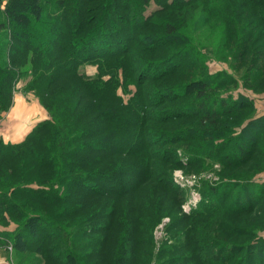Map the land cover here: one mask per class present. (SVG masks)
<instances>
[{
	"label": "trees",
	"instance_id": "trees-1",
	"mask_svg": "<svg viewBox=\"0 0 264 264\" xmlns=\"http://www.w3.org/2000/svg\"><path fill=\"white\" fill-rule=\"evenodd\" d=\"M2 1L0 112L11 107L16 81L31 70L26 88L39 96L50 115L19 142H6L0 137V218L9 216L17 225L12 232H4L7 242L28 253H41L47 260L59 258V264H89V258L101 252L111 236L98 237L95 232L107 234L119 224L122 240L118 263L140 259L149 264L152 230L161 217L149 205L150 213L143 211V216L131 220L120 218L119 199L142 197L144 185L152 180L158 190L160 184L170 190L175 205L180 206L185 200L184 190L172 182L166 169L157 171L153 161L157 157L152 147L161 143L155 138L167 132L150 126L149 120L163 125L169 121L167 116L175 115L169 118L181 125L200 116L195 128L179 126L162 138L163 142L194 143L186 151L187 159L174 151L177 158L172 157L171 163L191 166L220 162L221 170L235 168L240 172L226 179L221 176L217 185H206L201 204L190 214H174L167 230L175 243L160 251L177 253L160 263L264 264V238L258 236L264 230V182L257 179L264 171V113H257L255 97L240 90L221 91L229 77L216 82L210 77L179 85L146 86L147 79L159 82L178 76L183 66H200L201 62L187 59L186 52L170 48L181 42L175 23L156 19L150 28L154 22L151 17L198 0H7L4 9ZM151 1L156 8L147 13ZM244 3L251 6V17L244 26H238L233 52L238 57L236 66L245 65L244 84L262 92L264 0ZM135 51L138 54L133 55ZM85 62L95 63L97 73L83 71ZM154 67L157 70L150 71ZM120 71L124 73L122 78ZM131 73L136 75L137 88L125 100L119 88L126 90L123 85ZM150 73L153 75L147 77ZM69 77L78 80L79 89L84 90L83 100L89 99L81 110L78 99L55 100L52 96L53 84ZM164 89L171 90L170 96L163 95ZM193 92V99L173 108L176 113L160 108L167 101L175 103L191 97ZM150 108L155 110L149 112ZM15 159H20V167L32 165L47 175H39L37 186H32V182H26L22 168L7 167V160ZM99 161L105 163L99 166ZM41 203L56 212L32 210L44 207ZM256 211L257 219L247 220L244 214ZM230 216L244 217L238 227L244 234L237 235L246 236L244 242L218 231V223L213 222L216 217L227 229L232 223ZM201 217L216 226L219 234L208 228L204 234L194 233V223L181 226L184 219ZM1 242L6 244L5 240Z\"/></svg>",
	"mask_w": 264,
	"mask_h": 264
},
{
	"label": "rangeland",
	"instance_id": "rangeland-1",
	"mask_svg": "<svg viewBox=\"0 0 264 264\" xmlns=\"http://www.w3.org/2000/svg\"><path fill=\"white\" fill-rule=\"evenodd\" d=\"M6 3L7 0L2 1V9L5 8ZM152 3L153 1H151V4ZM250 7V5L244 3V0H198L186 7H182L175 10H166L160 13V15H155L154 17H151L154 19V22L153 25L150 26V28L154 27L156 19H160L161 21L165 22L170 21L175 23L179 31V40L181 42L172 45L170 48H172L176 52H186L185 56L187 59H190L191 61L195 62H201V64L199 67L183 66L180 68L178 76L173 75V77L161 80L159 82L147 79V88L156 87V85L159 84L166 86L175 84L179 85L190 80H195L194 82H200L199 80L210 77H212L211 81L216 82L229 77L227 86L221 88L220 90H234L233 92L240 90V92H243L245 94H253L256 99V102L254 104L255 109L258 113L261 109L259 101H264V91L254 92L252 89L248 88L244 84L243 73L245 70V65L236 66L238 57H235V53L233 52V47L237 43V38H239L237 28H239L238 26H244V22L247 21L249 17H251V14L248 13V9ZM155 8V4H152L151 6L149 5L147 13H150ZM243 10L246 12L243 13ZM230 22H234L236 25H231ZM131 25L132 24H130V26ZM159 32H163V30ZM184 46H186V51L185 49H183ZM135 54H138V52L135 51L133 55ZM250 56L251 52L247 54V58H249ZM127 66L129 67V62L127 63ZM158 66H160V64ZM161 66L163 65L161 64ZM81 68L88 75H93L97 73V65L93 62H85L81 65ZM156 70L157 69L155 67L150 69V71L152 72H155ZM30 75H32V72L31 70H28L24 75L20 76L19 80L16 81L17 91L14 95L13 104L9 109L0 112V137L3 138L6 142L10 141L16 143L23 140L25 136L30 132V130L36 125V123L50 116L46 107L40 100L39 96L33 91L27 90L26 88V84L31 78ZM151 75H153V73H150V76L147 75V77H151ZM123 76L124 73H121L120 71L119 78H122ZM135 78L136 75L131 73L127 76V82L123 85L125 86L126 90L122 89L124 87L119 88V92L124 96L125 100L129 99L131 95V90L133 91L137 88V82ZM172 80H175V83L171 82ZM50 90H52V96H54L55 100L64 99L65 101L66 99H78L77 107L79 110L83 109L85 104L89 101V99L83 100L82 96L84 90L79 89L78 80L76 78H65L53 84ZM164 90H166V93L163 95L170 96L171 90ZM194 97L195 92H193V95H191V97L177 99L175 103L167 101L160 108L166 111L168 110V112L170 111L173 114L176 113V110H174L173 108L177 104L188 102ZM161 98L164 100L169 99L164 98L162 96ZM151 110H155V108H150L149 112H151ZM161 114H163V111L158 112L156 117L159 118V115ZM172 116H167L169 121H166L163 125H159L160 123L156 121L149 120L150 126L152 125L155 128H157L158 126V128L160 127L161 129L164 128V130L167 132V134L159 133L155 138L161 143L152 147V151L154 152V154H156L157 157L153 159V161L157 165V171L166 169V172L168 173V176L171 178L172 182L184 190L185 193L183 195L185 197V200L180 204V206L175 205L173 193L170 190L164 188L160 183V189L158 190L154 187L155 182L152 180H149L144 185L141 194L142 197L126 196L119 199L120 218L125 217L126 220H131V217L133 219L136 216H143V211L150 213L152 211V208L149 207V205L153 207V212H156V214H159L161 217L152 230V246L150 247L147 244H143L144 247L149 246L148 248L153 249L151 262H149V264H162L160 263L162 259L168 258L177 253L176 251H171L170 253L164 252L162 254V252L160 251L162 247H166L175 243L173 238L170 237V233H168L167 230L168 226H170L172 220L174 219V214H177V216L190 214L193 210L198 208L199 204H201L203 197L202 191L206 187V185H217L221 182L222 177H224V179L228 177H234V175L236 176L237 173L240 172L238 169L235 168L231 170L229 169L228 171L224 169L223 171L221 170L222 165L220 162H209V164L198 163L191 166H176L175 164L173 165L171 163V160H173V158H177L174 156V151H176L181 158L187 159L188 156L186 155V151L188 148H190L189 146L193 145L194 143H171L169 140H164L163 142L162 138L164 137L165 139L169 135L173 134V132L179 126L183 127L184 125L187 126V124H189L190 126L195 125L196 123H198L200 116H194L189 119L190 121H188V123H183L181 125H179V121L176 120L175 122L174 118H169ZM193 128L195 127L193 126ZM151 138H154V135H152ZM104 156L106 157L105 154ZM100 157H102V155H100ZM19 160L20 159L7 160V167L10 165H14L13 167H20L19 165L21 164V162H19ZM100 162L101 161H99V166H102V164L105 163ZM30 166L28 165L24 168H20H22L24 170L23 173L26 174V182H32V186H37V182L35 181L39 179V175L45 176L46 172L41 168L37 167V169H34L32 168V165ZM224 172H226L227 174ZM42 205L45 208L33 207L32 210L48 212V209H50L52 210V213L56 212V209L50 208L46 203H43ZM161 209L164 210L163 214L161 213ZM244 215L247 216V220H249V218L257 219L259 211H256L252 214ZM240 216H230V218H232L231 220L233 224H229V228L227 229L219 224V219H217L216 217L213 219V222L216 221L218 223V231L222 233L227 232L230 238H235L236 240L241 239L240 242H244L246 236H237L244 234V230L238 228L240 227V225H242L244 220V217ZM190 223H194V233L204 234V231L208 228L209 232L219 234V232L216 231V226L212 227V225L205 217H201L194 220L184 219L181 226H189ZM16 226L17 225L9 216H6L5 219L0 218V240L6 241V244H2V242L0 241V264L60 263L59 258H55L54 260H47L42 256L41 253H28L27 251H25V249L22 250L16 248L14 244L10 241L7 242V240L5 239L6 233L4 232H12L11 230H14ZM114 226L115 225H113V227ZM121 228L122 227L118 224V226H116L113 231L110 230L107 234L103 233L102 231L95 232L96 234H99L98 237H103L105 235L111 236L106 238V241L101 247L102 251L94 253V256L90 257V260L88 262H91L92 264H119L117 256L120 251V245L122 240ZM175 229L176 227L174 228V230ZM1 230L4 231L2 232ZM258 236H262V238H264V230L258 233ZM246 239H249V237H247ZM90 249L91 248L89 247L84 249V251L87 252ZM140 257L141 256H139V258ZM96 260H98V262L94 263V261ZM193 262L194 261H192L191 264ZM182 263L184 262H176L172 264ZM63 264H65V262ZM129 264L147 263L141 262L140 259H135L134 261L129 262Z\"/></svg>",
	"mask_w": 264,
	"mask_h": 264
},
{
	"label": "crops",
	"instance_id": "crops-1",
	"mask_svg": "<svg viewBox=\"0 0 264 264\" xmlns=\"http://www.w3.org/2000/svg\"><path fill=\"white\" fill-rule=\"evenodd\" d=\"M260 103H259V105H260V107H261V109H260V113H264V101L262 100V101H259ZM260 182H264V171L262 172V173H260V175L258 176V178H257Z\"/></svg>",
	"mask_w": 264,
	"mask_h": 264
},
{
	"label": "built area",
	"instance_id": "built-area-1",
	"mask_svg": "<svg viewBox=\"0 0 264 264\" xmlns=\"http://www.w3.org/2000/svg\"><path fill=\"white\" fill-rule=\"evenodd\" d=\"M188 206V205H187ZM189 207V206H188Z\"/></svg>",
	"mask_w": 264,
	"mask_h": 264
}]
</instances>
